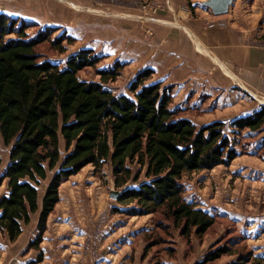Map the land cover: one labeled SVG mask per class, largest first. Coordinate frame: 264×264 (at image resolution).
I'll return each instance as SVG.
<instances>
[{
  "label": "trees",
  "instance_id": "1",
  "mask_svg": "<svg viewBox=\"0 0 264 264\" xmlns=\"http://www.w3.org/2000/svg\"><path fill=\"white\" fill-rule=\"evenodd\" d=\"M31 26L0 14V138L9 148L8 164L0 175V186L5 182L7 188L0 197V234L14 243L37 214L36 235L27 250L37 251L36 263L41 262L40 245L60 201L61 185L87 166L99 172L108 163L114 187L122 191L117 203L126 208L127 217L162 212L182 238L194 235L201 240L215 220L183 198L181 180L227 167L238 157L224 133L225 123L196 128L182 118L170 108L171 88L148 83L152 69L135 76L128 88L131 96L115 95L104 87L120 75L123 66L118 61L112 68L97 70L99 83L80 80L78 74L95 68L102 57L92 49H80L60 68L37 48L49 42L63 54L62 44L72 45L74 39L61 34L50 41L56 33L50 27L29 37ZM263 126L264 106L230 123L236 132ZM233 254L229 247H218L196 264Z\"/></svg>",
  "mask_w": 264,
  "mask_h": 264
},
{
  "label": "rangeland",
  "instance_id": "2",
  "mask_svg": "<svg viewBox=\"0 0 264 264\" xmlns=\"http://www.w3.org/2000/svg\"><path fill=\"white\" fill-rule=\"evenodd\" d=\"M67 1L82 7L84 12L77 13L63 2L49 4L47 0H0V12L32 25L26 32L29 37L50 27L56 30L50 41L61 34L73 38L72 45L62 44L65 48L63 54L49 42L37 48L60 68H63L67 56L83 48L92 49L101 56L102 61L95 68L84 69L78 74L80 80L99 83L97 70L112 68L118 61L123 66L120 75L104 87L115 95L131 96L128 88L141 70L136 72L128 64L126 40L134 31L153 37L151 27L160 23L157 20L165 19L161 16L165 11L172 15L173 9L157 4L155 0ZM189 1L192 15L194 11L212 15L201 5L203 0ZM158 5L161 7L153 12ZM87 9L102 14H90ZM235 10L240 25L253 28L259 35L263 31L258 40L264 43V0H235L229 12ZM165 20L175 23L173 16ZM170 88L172 93L173 87ZM253 100L254 111L264 106ZM175 103L172 97L170 108L177 109L181 116L187 110L200 115V108H181L182 105ZM209 110L212 115H217L215 119L228 111L235 112L216 107ZM242 111H248V108L238 109V112ZM238 112L218 118L224 120V133L232 140L238 157L227 167L192 173L181 180L183 198L214 217V225L201 240L194 235L189 240L182 238L162 212L127 217L124 214L126 208L109 197L110 191H120L114 187L110 165L104 164L99 172L87 166L61 185L60 201L49 217V223L47 221L49 234L45 245L51 251L53 264H112L115 257H118V264L126 261L127 264H196L210 250L223 246L235 254L210 264H264V126L257 131H234L230 123L240 118L242 113ZM205 124L198 122L194 125L201 128ZM63 150L61 142L60 151L63 153ZM8 157L9 148L4 147L0 138V175L8 164ZM45 186L43 183L40 196ZM6 189L4 182L0 186V197L6 194ZM126 246L128 249L122 251ZM95 249L96 260L93 256ZM87 254H90L91 263Z\"/></svg>",
  "mask_w": 264,
  "mask_h": 264
},
{
  "label": "crops",
  "instance_id": "3",
  "mask_svg": "<svg viewBox=\"0 0 264 264\" xmlns=\"http://www.w3.org/2000/svg\"><path fill=\"white\" fill-rule=\"evenodd\" d=\"M47 2H63L77 13L84 12L82 7L67 0ZM155 2L173 9L172 15L165 11L161 16L165 19L173 16L175 23L157 20L160 23L151 27L153 37L150 38L135 34V31L130 33L131 37L126 40V56L128 64L136 72L147 68L153 70L150 83L160 82L163 87L172 86L171 95L176 105L188 109L200 108V115L187 110L182 118L193 124L202 122L208 125L224 121L218 118L233 115L242 107L248 108V111L238 112L242 113L240 117L254 113L253 99L264 105V43L258 40L262 30L259 35L253 28L240 25L236 10L228 12L225 17H215L203 11H194L192 15L186 0ZM87 12L102 14L92 9H87ZM213 107L235 112L228 111L215 119L217 115H212L209 110ZM34 216L14 243L0 234V264H53L51 251L45 245L48 230L40 245L41 262L36 263L37 251L27 250L28 243L36 235L38 215ZM127 249L128 246L122 251ZM96 254L95 249V260ZM87 257L91 263L90 254ZM117 258L113 259L112 264H118Z\"/></svg>",
  "mask_w": 264,
  "mask_h": 264
},
{
  "label": "water",
  "instance_id": "4",
  "mask_svg": "<svg viewBox=\"0 0 264 264\" xmlns=\"http://www.w3.org/2000/svg\"><path fill=\"white\" fill-rule=\"evenodd\" d=\"M235 0H203L201 5L215 17L226 15ZM122 191H110L109 197L118 200Z\"/></svg>",
  "mask_w": 264,
  "mask_h": 264
},
{
  "label": "built area",
  "instance_id": "5",
  "mask_svg": "<svg viewBox=\"0 0 264 264\" xmlns=\"http://www.w3.org/2000/svg\"><path fill=\"white\" fill-rule=\"evenodd\" d=\"M160 7H161L160 5H158L157 7H155L154 10H153V12H155Z\"/></svg>",
  "mask_w": 264,
  "mask_h": 264
}]
</instances>
